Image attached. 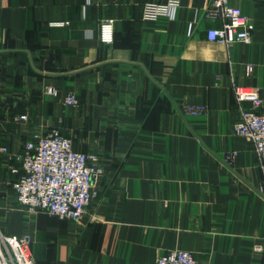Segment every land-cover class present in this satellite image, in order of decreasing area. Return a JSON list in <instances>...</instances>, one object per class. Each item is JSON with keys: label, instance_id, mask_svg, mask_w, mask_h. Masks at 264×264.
Returning a JSON list of instances; mask_svg holds the SVG:
<instances>
[{"label": "crops", "instance_id": "crops-1", "mask_svg": "<svg viewBox=\"0 0 264 264\" xmlns=\"http://www.w3.org/2000/svg\"><path fill=\"white\" fill-rule=\"evenodd\" d=\"M146 1L0 0V231L29 234L34 264H155L174 249L264 264L261 170L232 130L251 106L234 86L264 98V0H229L254 24L250 42L229 46L206 37L221 26L205 15L211 0H179L154 20ZM106 18L111 43L97 38ZM53 128L99 157L77 222L29 212L12 188L20 165L8 155Z\"/></svg>", "mask_w": 264, "mask_h": 264}, {"label": "built area", "instance_id": "built-area-1", "mask_svg": "<svg viewBox=\"0 0 264 264\" xmlns=\"http://www.w3.org/2000/svg\"><path fill=\"white\" fill-rule=\"evenodd\" d=\"M178 4L179 0H147L142 6V17L151 20L160 16L171 18ZM205 15L221 21L219 28L206 31L209 41H218L226 46L251 41L253 21L232 6L229 0H211ZM97 38L102 43L113 41V19L106 18L99 22ZM234 95L239 102L251 103L250 107H240L239 118L232 130L244 136L253 146L261 170L260 193L264 200V98L257 88L247 86H234ZM64 102L75 105L77 99L72 94H66ZM204 109L203 105L185 106L188 113H198ZM19 117L24 119L25 115ZM1 151L7 152V148L1 147ZM233 154L230 152L228 158ZM8 158H15L20 165L19 168L11 166V171L17 174L12 188L18 202L29 212L45 211L76 222L82 218L93 196L92 186L98 174L96 164L99 157L96 154L74 149L71 138L53 128L33 132L23 142L21 152L8 155ZM30 243L29 234L17 237L0 231V264H34ZM253 249L264 256V243L254 244ZM155 264L207 263L196 259L191 251L174 249L160 253Z\"/></svg>", "mask_w": 264, "mask_h": 264}]
</instances>
